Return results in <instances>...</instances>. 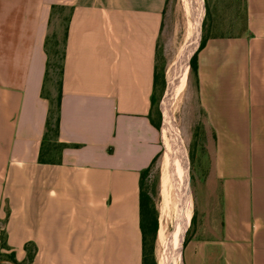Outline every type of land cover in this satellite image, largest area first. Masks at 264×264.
Masks as SVG:
<instances>
[{
    "label": "crops",
    "instance_id": "0c3cea01",
    "mask_svg": "<svg viewBox=\"0 0 264 264\" xmlns=\"http://www.w3.org/2000/svg\"><path fill=\"white\" fill-rule=\"evenodd\" d=\"M169 1L0 0V229L19 264H142L140 178L156 156L162 264V232L172 230L161 107L168 72L159 128L150 113ZM68 2L59 130L67 146L60 163H44L45 42L52 5ZM246 15L245 32L210 37L197 56L212 164L183 264H212L214 247L217 264H264V0H246Z\"/></svg>",
    "mask_w": 264,
    "mask_h": 264
},
{
    "label": "rangeland",
    "instance_id": "374dc122",
    "mask_svg": "<svg viewBox=\"0 0 264 264\" xmlns=\"http://www.w3.org/2000/svg\"><path fill=\"white\" fill-rule=\"evenodd\" d=\"M226 1L227 0H212L213 7L217 6L221 15V19L217 20L218 28L226 32L232 31L234 34H241L244 29V3L242 2L240 6V13L234 15V8L226 5ZM61 5H65V8L55 9L50 16V28L48 33L50 66L44 89L45 95L51 99L54 113L56 111V97L61 81L65 29L67 18L70 14V6H72V4L68 2L66 4L62 3ZM230 13H232L233 16H231ZM189 18L190 15L186 12L183 0H170L168 2L164 19V28L160 37L158 49V67L160 71H165V77L167 72L169 74L173 62L178 57L179 52L188 39ZM173 115L188 150L191 148L195 156L193 165L194 180L192 185V209L194 210L199 204L203 174L210 169L212 164L213 147L210 145L211 134L205 128L204 124V114L198 96L197 78L190 70L184 87L174 101ZM160 177L161 173L158 161L151 168L147 178L149 190L153 193L157 205H160L162 200L160 194ZM168 201L170 202L168 210L169 227L173 228L176 205L173 198H170ZM4 253H7V251L0 248V254ZM211 255L212 264H217L215 247L212 248Z\"/></svg>",
    "mask_w": 264,
    "mask_h": 264
},
{
    "label": "trees",
    "instance_id": "16d2710c",
    "mask_svg": "<svg viewBox=\"0 0 264 264\" xmlns=\"http://www.w3.org/2000/svg\"><path fill=\"white\" fill-rule=\"evenodd\" d=\"M242 2L244 3V11H245L244 13L245 16L243 17V20H244L243 32H245L246 23H247L246 0H227L226 5H229V7H233L235 10L234 15H237L241 11L240 6ZM57 8L64 9L65 5L53 4L51 8V14ZM205 8H206V12H205V17L202 23L201 42H200V45L197 51L192 55L190 59V72L196 76L197 84H198L197 56H198L200 49L204 46L206 40L210 37L240 35V34H234L232 31L226 32L218 28L217 20L221 19L220 18L221 15L219 13V9L217 8V6L213 7L212 0H205ZM72 10H73V6H70V14L67 18V25H66L65 37H64L65 44H64V52H63V57H62L63 63H64V57H65L66 43H67L68 24L70 21ZM230 15L233 16L232 13H230ZM48 42H49V34L45 42L46 52L48 55V61H47L46 77H45V81L43 85V94L45 97L48 98L50 102V106H49V112H48V117L46 121V130H45L44 137L41 143L39 160L40 162H44V163H60L62 160V150L67 146L66 143L61 142L59 140L60 105H61V99H62V82H63L62 81L63 65L61 67V81L59 83L58 94L56 97V111L54 113L53 108H52L51 99L47 95H45V92H44L45 85H46V79L48 77V70L50 66V59H49L50 52L48 48ZM165 86H166L165 71H160L158 67V63H157L156 71H155V87H156V91L158 90V92L154 93L152 97V109L150 113L151 121L157 128L160 127V116H161V112L158 107V102H159L160 97L163 94ZM188 153H189L190 165H191L190 179H191V183H192L191 187H192L193 180H194L193 165H194L195 156L191 148H189ZM157 159H158V156L154 158V160L152 161L149 167H147L146 169L142 171L141 178H140V228L142 232V251H143L142 264H159L156 259V254H155L157 233H158V228H159V209H158L157 202L153 197V193L149 190V186L147 184V178L150 174V170L155 165ZM0 221L2 222V220ZM194 222H195V214H193L192 216L191 226L194 224ZM191 226L186 232L184 246L186 245L189 239V233L191 230ZM0 248L5 249L7 251V253L0 254V258L17 262L14 252L10 251V246L7 242L6 231L4 228L0 229ZM27 250H28V260L31 261L34 257V250L29 245L27 247Z\"/></svg>",
    "mask_w": 264,
    "mask_h": 264
},
{
    "label": "bare ground",
    "instance_id": "6f19581e",
    "mask_svg": "<svg viewBox=\"0 0 264 264\" xmlns=\"http://www.w3.org/2000/svg\"><path fill=\"white\" fill-rule=\"evenodd\" d=\"M183 2L186 12L190 15L188 39L170 68L167 89L161 103L167 170L164 174V185L166 197L173 198L176 205L172 230L167 236L162 232V264H183V241L192 217L190 157L173 115V104L186 82L190 59L200 45L206 8L205 0H183Z\"/></svg>",
    "mask_w": 264,
    "mask_h": 264
},
{
    "label": "water",
    "instance_id": "95a60500",
    "mask_svg": "<svg viewBox=\"0 0 264 264\" xmlns=\"http://www.w3.org/2000/svg\"><path fill=\"white\" fill-rule=\"evenodd\" d=\"M0 264H19V263L8 260V259H0Z\"/></svg>",
    "mask_w": 264,
    "mask_h": 264
}]
</instances>
